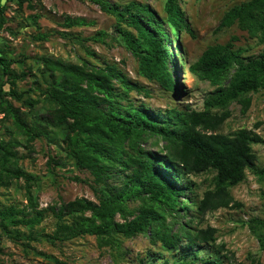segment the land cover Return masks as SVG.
Masks as SVG:
<instances>
[{"label": "trees", "instance_id": "1", "mask_svg": "<svg viewBox=\"0 0 264 264\" xmlns=\"http://www.w3.org/2000/svg\"><path fill=\"white\" fill-rule=\"evenodd\" d=\"M90 1L104 13L114 16L119 25L128 27L126 30L118 28V33L124 45L139 60L140 75L157 82L167 91H175L176 82L168 68L170 34L167 27L176 33L185 30L194 36L179 1L166 0V19L146 4L132 2L120 9L106 0ZM30 2L18 0L19 6L25 3L31 6ZM66 21L69 27L87 25L81 19L67 18ZM6 24L4 8L0 4V34ZM235 25L264 46V0H248L233 6L217 30ZM98 36L103 39L107 33L100 32ZM39 37L46 38L44 35ZM235 41L237 38L208 47L190 66L193 74L216 88L204 100L201 111L172 108L165 115L156 116L143 106L131 102L124 104L129 92L140 89L111 66L89 71L84 66L60 62L48 66L52 80L45 92L46 99L55 106L50 114L51 125L54 128L67 125V148L77 167L90 171L96 181L102 180L101 164L112 162L130 172L127 183L120 189L95 190L99 194V203L76 199L55 211L54 240L64 242L86 235L112 237L116 233L134 237L155 227L153 231L169 252L179 250L181 253L204 244L211 245L217 255L225 252V245L216 244L215 228L198 227L183 232L181 237H173L166 231L165 222L167 212L189 209L180 201L184 192L177 183L183 175L215 173L214 187L194 203L198 224L210 212L240 206L231 196L230 189L245 180L247 170L259 178L264 177V168L257 167V156L252 149L253 145H264V138L259 133L245 128L232 135L219 133L232 116L228 105L239 100L242 113L246 114L252 104L251 98L241 97L264 88V53L257 57L244 56L245 50L237 48ZM0 67L7 78L6 82L0 83V116L3 115L0 126L12 121L26 138L28 150L33 152V144L44 135V128L30 124L9 97L30 107L39 101L27 99L25 92L19 91L18 82L26 77L24 72L14 70L4 56L0 57ZM115 80L120 83L119 90H115ZM6 84L10 86V92L5 91ZM148 135L167 141L164 155L158 157L141 147ZM17 148V142L0 141V188L25 180L26 196L33 213L15 206H0V264H5L1 246L3 236L17 239L18 227L33 230L44 220L32 193L34 178L19 166ZM144 195L149 196L148 203L137 212L130 210L128 203ZM159 205H166L169 211L159 212ZM117 216L123 221H117ZM257 223L264 225L263 222ZM180 239L186 241L183 248L179 246ZM188 255L182 253L179 264H223L218 257L198 260L196 252ZM189 257L190 261L187 260ZM231 257L226 256L228 260ZM57 264L65 263L57 261Z\"/></svg>", "mask_w": 264, "mask_h": 264}, {"label": "rangeland", "instance_id": "2", "mask_svg": "<svg viewBox=\"0 0 264 264\" xmlns=\"http://www.w3.org/2000/svg\"><path fill=\"white\" fill-rule=\"evenodd\" d=\"M124 6L136 2L149 5L161 18L166 0H106ZM191 26L194 36L182 30L179 33L167 27L170 34L168 68L176 82L175 91L163 89L157 82L149 81L139 73V60L124 45L119 37V25L114 16L101 11L90 0H31L19 6L18 0H0L7 24L0 34V57H6L12 68L26 77L18 82V89L25 98L38 100L33 107L9 97L21 109L23 117L32 125L41 126L44 135L37 139L34 151L26 147V138L21 135L12 121L0 126V141L18 143V164L34 178L32 193L38 210L44 215L43 222L35 229L18 227L19 237L3 236V260L5 264H179L181 254L196 252L198 260L221 258L223 264H264V177L246 171L245 180L230 189V194L239 207L222 208L207 214L198 224L194 203L202 199L205 191L214 187L215 173L183 175L178 186L183 189L180 201L189 209L170 212L166 205H159V212L166 213L165 229L170 236H182L183 232L196 228L213 227L217 230L216 244L225 245V252L216 254L211 245H199L193 249L167 251L156 236L155 227L146 233L126 237L121 233L112 237L81 236L70 241H56L53 234L57 218L54 212L76 199H89L99 203L95 192L116 191L127 183L130 174L115 163L99 165L102 180L96 181L88 170L79 169L69 154L66 136L68 127L51 125L50 114L55 106L46 99V90L51 82L49 65L64 63L84 66L86 70H98L111 66L120 71L139 91H131L123 101L143 106L156 116H163L168 109H192L201 111L204 100L216 88L201 80L190 71L202 53L210 46L226 44L237 38V48L245 50L244 56L257 57L264 53V46L256 38L238 26L217 30L224 15L235 5L248 0H178ZM81 19L85 26L69 27L66 19ZM106 32L100 39L98 34ZM46 36L40 39L39 36ZM98 38V39H95ZM100 39V40H99ZM232 74V73H231ZM0 67V83L6 82ZM226 82L225 84H227ZM120 83L115 80V90ZM10 92L8 84L4 87ZM251 107L242 113L239 100L227 107L232 116L219 133L232 135L240 129L254 130L264 138V88L249 93ZM222 110H220L221 112ZM0 117H3L1 115ZM11 131V132H10ZM141 147L158 157L167 152L168 143L156 135H148ZM257 156V167L264 168V145H253ZM149 196H141L128 203L130 210L137 212L148 203ZM0 206H15L31 213L26 196V181H15L10 187L0 188ZM33 213V212H32ZM131 217L130 219H132ZM117 221H123L117 216ZM164 231V229H163ZM186 241L180 239L181 248ZM226 256H232L230 260ZM190 261V257L187 259Z\"/></svg>", "mask_w": 264, "mask_h": 264}]
</instances>
